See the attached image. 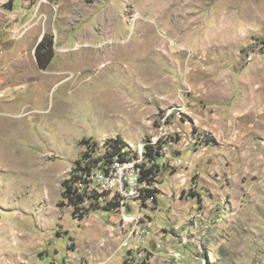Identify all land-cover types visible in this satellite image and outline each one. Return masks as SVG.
Returning <instances> with one entry per match:
<instances>
[{
  "label": "rangeland",
  "instance_id": "rangeland-1",
  "mask_svg": "<svg viewBox=\"0 0 264 264\" xmlns=\"http://www.w3.org/2000/svg\"><path fill=\"white\" fill-rule=\"evenodd\" d=\"M261 44L264 0L0 2V255L110 264L143 242L149 264H264ZM143 144L159 173L147 215L128 210L141 230L115 202L76 218L61 183Z\"/></svg>",
  "mask_w": 264,
  "mask_h": 264
},
{
  "label": "built area",
  "instance_id": "built-area-1",
  "mask_svg": "<svg viewBox=\"0 0 264 264\" xmlns=\"http://www.w3.org/2000/svg\"><path fill=\"white\" fill-rule=\"evenodd\" d=\"M4 1L5 0H0L1 3H4ZM260 54H264V45L262 44L255 56V60ZM252 61L254 60H250L249 62ZM184 144L187 146L189 143ZM91 175V185H84L81 180H79L77 183L68 186V188H72V196L70 198L72 214L78 219L93 212V205H96L102 200V198H96V190L99 186L110 185L112 187L113 183L122 182V195L133 196L134 189L144 185L142 179L143 174H141V162L130 163V159L126 160L124 163H119V169H112V163L107 162L103 170H99ZM75 186L83 187L82 197L74 196ZM128 210H134L130 209V203ZM136 217L137 220H141V215H136ZM142 243L136 245L133 249H129L127 252H123L122 264H149L151 252L149 256H142ZM160 248H162V245L156 241V249Z\"/></svg>",
  "mask_w": 264,
  "mask_h": 264
},
{
  "label": "bare ground",
  "instance_id": "bare-ground-1",
  "mask_svg": "<svg viewBox=\"0 0 264 264\" xmlns=\"http://www.w3.org/2000/svg\"><path fill=\"white\" fill-rule=\"evenodd\" d=\"M145 146L146 144L141 145L139 152L136 155L131 156V157L129 155H126L127 153L126 150H121L118 153L114 154L113 156H108V157L106 156L104 158L102 157L100 158V156H96V154H94L93 156H91L93 157L92 158L93 160L89 156L88 157L89 160L86 159V162H85L86 164H84L83 168L80 169L76 173V176L71 182V184H75L79 180H81L82 184L91 185L92 183L91 174L98 172L99 170H103L105 168V163L107 162L112 163V169H119V163H124L126 160H129V159H130V163L141 162V174H142L143 167L145 165V162H144ZM91 152L94 153V151H91ZM145 189H146L145 184L140 187H136L134 189L133 196H131V195H122V182H115L113 183L112 187L110 185L99 186L98 189L96 190V198H102V200L98 202L96 205H93V209L99 206L100 204L101 205H113V203L115 202L116 206L117 207L119 206L118 208L122 214L121 217L123 218V220L133 222L134 227L132 229L131 234L137 233L138 231H140L142 221L137 220V217H136L137 214L130 215L128 212V207H129V203H130V208H132L137 202H141L143 200ZM74 196L75 197L83 196L82 186L74 187ZM90 264H95V263H90Z\"/></svg>",
  "mask_w": 264,
  "mask_h": 264
},
{
  "label": "trees",
  "instance_id": "trees-1",
  "mask_svg": "<svg viewBox=\"0 0 264 264\" xmlns=\"http://www.w3.org/2000/svg\"><path fill=\"white\" fill-rule=\"evenodd\" d=\"M35 55H36L39 67L42 69H47L48 65L53 61L55 57L53 37L44 35L42 40L38 43L35 49ZM82 141H83V144H86L88 142V140H85V139H83ZM146 158L149 162V166L147 168L143 167V171H142L143 183L146 185V189H145L144 197H143L145 200L153 195L154 190H151L149 187L155 183L154 177H156L159 173L158 164H157V160L159 159V153L155 151V145L153 144L147 145ZM78 164L81 165V163H78ZM79 170L78 168L74 169L73 172L66 179V181L63 183V187H65V190L63 192V197L68 200V203L70 204V206H71L70 198L72 196V188H68V186H70L71 182L76 176V173ZM147 193H149L148 196H146Z\"/></svg>",
  "mask_w": 264,
  "mask_h": 264
},
{
  "label": "crops",
  "instance_id": "crops-1",
  "mask_svg": "<svg viewBox=\"0 0 264 264\" xmlns=\"http://www.w3.org/2000/svg\"><path fill=\"white\" fill-rule=\"evenodd\" d=\"M43 38V37H42ZM42 38L40 39V41L42 40ZM39 41V42H40ZM107 137H104L103 139H106ZM103 139H100V140H102L103 141ZM62 178H63V176H60V179L62 180ZM61 185L63 186V183H61ZM144 202V201H143ZM147 202V203H146ZM145 204H148V199H146L145 200V202H144V204L143 205H145ZM141 206V208H139L140 207V205H138V206H136V207H133L134 209H136L137 207L139 208V213H141L142 215H147V213H142V211L144 210V206ZM130 209H132V208H130ZM131 213H135V210H132L131 211ZM121 220L119 219V222H120ZM153 226H154V223H153ZM121 227V226H120ZM156 227V226H155ZM141 228V227H140ZM157 228V227H156ZM141 230V229H140ZM159 229H156V231L153 229V233L154 234H149L150 236H148V237H146L147 239H146V241L144 242V244H143V246L144 247H147V248H149V249H151V250H154L155 249V243H156V238H155V234H156V232L158 231ZM139 234H141V233H139ZM157 237V236H156ZM18 255V254H17ZM16 254H13V255H10V254H6V255H4V254H1L0 256L2 257V259H1V261L2 262H4V263H2V262H0L1 264H11L12 262H11V258H17V257H19V258H21V259H23V260H26V258L28 257L27 255H18L17 256ZM122 261H123V252H121V253H118V254H116V256L115 257H113V259H112V261H111V263L110 264H122ZM23 262V261H22ZM13 264V263H12Z\"/></svg>",
  "mask_w": 264,
  "mask_h": 264
}]
</instances>
